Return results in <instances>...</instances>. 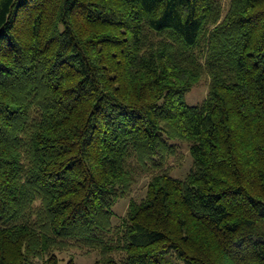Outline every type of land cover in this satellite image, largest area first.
I'll return each mask as SVG.
<instances>
[{
    "label": "trees",
    "instance_id": "trees-1",
    "mask_svg": "<svg viewBox=\"0 0 264 264\" xmlns=\"http://www.w3.org/2000/svg\"><path fill=\"white\" fill-rule=\"evenodd\" d=\"M72 247L264 264V0H0V264Z\"/></svg>",
    "mask_w": 264,
    "mask_h": 264
},
{
    "label": "rangeland",
    "instance_id": "rangeland-1",
    "mask_svg": "<svg viewBox=\"0 0 264 264\" xmlns=\"http://www.w3.org/2000/svg\"><path fill=\"white\" fill-rule=\"evenodd\" d=\"M227 1L228 0H223L224 7H226ZM207 84L208 76L204 75L185 94V102L190 105L199 103L205 96ZM190 166L191 158L188 153V145L186 142L177 141V153L174 156L169 157L167 161L168 172L172 176L182 177L188 171ZM150 175V172L136 170L130 192L126 196L119 198L112 207L113 215L111 221L114 225L120 224L130 200L138 201L144 196ZM97 255L96 250L85 251V249L73 247L64 251L56 252L58 264H63L70 257L75 264H92ZM160 259L162 264H182L172 255L160 256ZM34 264H43V262L41 259H34Z\"/></svg>",
    "mask_w": 264,
    "mask_h": 264
}]
</instances>
